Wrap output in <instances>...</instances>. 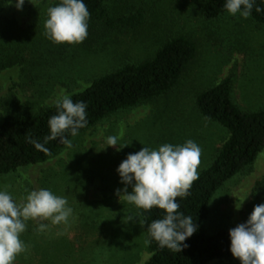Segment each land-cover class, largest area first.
<instances>
[{"label":"rangeland","instance_id":"obj_1","mask_svg":"<svg viewBox=\"0 0 264 264\" xmlns=\"http://www.w3.org/2000/svg\"><path fill=\"white\" fill-rule=\"evenodd\" d=\"M59 1L27 0L22 10L13 1L0 11V119L50 106L104 73L151 57L177 35L192 38L197 54L167 94L106 117L47 162L0 175V190L8 191L17 203L30 191L46 188L66 198L73 210L66 223L29 219L20 234L27 250L13 264H145L151 253L138 208L115 195L123 187L116 168L142 147L182 145L189 139L201 148L197 172L206 167L228 133L201 116L195 97L231 77L237 105L248 111L264 106V24L239 14L207 19L199 10L203 0H108L109 11L116 15L141 9L142 23L135 29L111 31L95 25L92 29L88 22V32L94 30L88 41L55 44L44 36V23L47 9ZM108 136H117L118 144L126 146L119 151L106 146ZM260 203L264 149L252 165L216 191L206 230L214 233L244 223ZM41 223L48 225L44 231H38Z\"/></svg>","mask_w":264,"mask_h":264},{"label":"trees","instance_id":"obj_2","mask_svg":"<svg viewBox=\"0 0 264 264\" xmlns=\"http://www.w3.org/2000/svg\"><path fill=\"white\" fill-rule=\"evenodd\" d=\"M107 1L84 0L92 29L95 25L104 30L121 31L125 28L135 29L142 23L144 14L141 9L131 14L116 15L109 11ZM10 2L0 0V11ZM223 4L224 0H203L199 10L205 18L216 19L229 14ZM256 5L264 8L261 0H256ZM250 18L257 24H264V11L258 13L254 6ZM93 31L88 32L84 41L94 36ZM196 54V42L186 35H177L163 42L151 57L126 63L71 93L69 96L73 102L83 101L87 105L88 123L78 130V134L120 110L170 92L177 86ZM195 104L201 116L218 123L228 136L212 161L198 172V179L193 181L189 190L190 195L176 198L180 204L178 211L191 216L198 225V230L183 242L187 247L182 248L180 253L160 248L149 236L147 226L153 220L161 219L164 210L157 207L137 209L145 239L150 241L147 246L151 254L145 264H208L234 258L229 251L228 231L235 226L209 233L204 222L210 214V203L216 191L252 165L264 149V106L248 111L237 105L232 99L231 77L200 91L195 97ZM55 114L57 109L54 103L37 112H23L17 117L0 119V175L47 162L66 147L57 138L48 141L45 147L49 151L43 152L29 142V138L44 142V138L50 134L48 120ZM65 135L70 141L75 137L70 132Z\"/></svg>","mask_w":264,"mask_h":264},{"label":"clouds","instance_id":"obj_3","mask_svg":"<svg viewBox=\"0 0 264 264\" xmlns=\"http://www.w3.org/2000/svg\"><path fill=\"white\" fill-rule=\"evenodd\" d=\"M24 3L25 0H14V7L22 10ZM254 6L256 12L264 11L256 5V0H224L223 4L229 14H239L245 19L251 16ZM89 17L84 0H60L47 9L44 36L55 44H79L88 35ZM55 107L57 114L48 120L50 134L44 142L29 138V142L43 152L49 151L45 144L57 138L59 143L71 147L65 133L76 136L78 130L88 123L87 105L83 101L73 102L70 96L62 95L55 102ZM118 139L117 136L106 137V146H115L119 151L126 145L120 146ZM200 155V146L189 139L182 145L165 143L158 149L142 147L128 154L116 168L119 182L123 185L115 190L119 199L123 197L126 202L145 210L153 207L164 210L161 219L153 220L147 226L149 236L162 249L180 253L187 247L183 242L198 230L191 216L178 211L180 204L176 198L190 195L192 183L199 176ZM67 203L66 198L46 188L30 191L20 203L8 191L0 190V264H13L16 256L27 250L20 234L26 230L29 219L42 218L50 220L53 225L66 223L73 211ZM239 207L236 206L237 210ZM132 218L130 216L128 220ZM47 227L41 223L38 231ZM228 237L229 251L240 264H264V203L255 205L244 223L229 229Z\"/></svg>","mask_w":264,"mask_h":264}]
</instances>
